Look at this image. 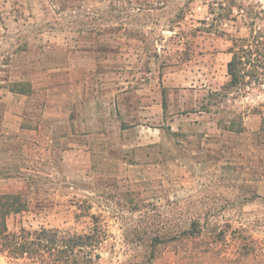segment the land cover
<instances>
[{"label": "rangeland", "instance_id": "1", "mask_svg": "<svg viewBox=\"0 0 264 264\" xmlns=\"http://www.w3.org/2000/svg\"><path fill=\"white\" fill-rule=\"evenodd\" d=\"M52 5L0 15L7 234L96 235L98 264H264V78L225 89L232 48L264 53V0Z\"/></svg>", "mask_w": 264, "mask_h": 264}, {"label": "trees", "instance_id": "2", "mask_svg": "<svg viewBox=\"0 0 264 264\" xmlns=\"http://www.w3.org/2000/svg\"><path fill=\"white\" fill-rule=\"evenodd\" d=\"M232 59L228 63L229 82L225 89H239L248 92L252 86L260 85L264 73V53L256 52L247 54L245 62L241 61L239 54L231 49ZM249 67V68H248ZM14 196H0V229L1 240L6 239L7 244L0 245L2 252L7 248V256L12 259L31 260L34 264H98L102 258L100 253L92 248L100 237L96 235H78L59 229L43 228L34 235L23 234L21 236L7 234L8 228L5 220L13 212H16L18 203Z\"/></svg>", "mask_w": 264, "mask_h": 264}, {"label": "crops", "instance_id": "3", "mask_svg": "<svg viewBox=\"0 0 264 264\" xmlns=\"http://www.w3.org/2000/svg\"><path fill=\"white\" fill-rule=\"evenodd\" d=\"M58 1L59 0H0V15H10L14 16V18H17V15H21L19 19H22V16L27 18L26 15L44 12L45 8H49L51 3L54 4L51 7L57 8ZM23 22L26 23V20ZM55 41L61 43L63 40L59 38ZM61 57L62 56L57 59L60 60ZM30 60L31 58L28 57V61Z\"/></svg>", "mask_w": 264, "mask_h": 264}]
</instances>
